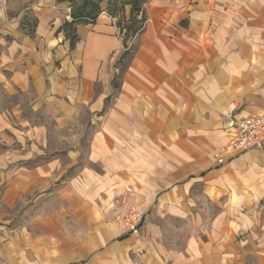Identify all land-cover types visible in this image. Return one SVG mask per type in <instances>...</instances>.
<instances>
[{"label":"crops","instance_id":"obj_1","mask_svg":"<svg viewBox=\"0 0 264 264\" xmlns=\"http://www.w3.org/2000/svg\"><path fill=\"white\" fill-rule=\"evenodd\" d=\"M6 1L35 27L0 21V83L71 82L92 131L64 163L0 110V223L31 210L0 230V264H264V147L216 162L227 117L264 110V0H148L133 38L101 13L72 49L68 0ZM130 208L138 234L114 224Z\"/></svg>","mask_w":264,"mask_h":264},{"label":"rangeland","instance_id":"obj_2","mask_svg":"<svg viewBox=\"0 0 264 264\" xmlns=\"http://www.w3.org/2000/svg\"><path fill=\"white\" fill-rule=\"evenodd\" d=\"M21 11H11L7 1L0 0V21L20 25ZM65 13L69 14L68 7L65 8ZM8 41L9 37L0 31V52ZM132 51L133 46L129 48V54ZM58 65L56 63L54 67ZM120 70L121 66L117 71ZM47 74V78L41 80L40 84H34L30 79L26 90H20L17 86L5 89L0 83V110L10 111L17 108L24 121L34 126H43L48 139L49 158L56 156L67 163V154L78 145V139L81 140L80 150L85 147V140L92 131L91 114L86 106L74 101L71 95L74 87L71 82L54 78L52 73ZM28 212H31L30 208H16L15 219L11 223H0V230L8 232L10 229H19Z\"/></svg>","mask_w":264,"mask_h":264},{"label":"trees","instance_id":"obj_3","mask_svg":"<svg viewBox=\"0 0 264 264\" xmlns=\"http://www.w3.org/2000/svg\"><path fill=\"white\" fill-rule=\"evenodd\" d=\"M69 19L64 20L57 32H62L72 49L78 40L76 26L78 24H94L101 13L114 19L123 42L138 34L147 22L144 6L148 0H68ZM20 26L27 34H32L35 19L28 15L20 18Z\"/></svg>","mask_w":264,"mask_h":264},{"label":"built area","instance_id":"obj_4","mask_svg":"<svg viewBox=\"0 0 264 264\" xmlns=\"http://www.w3.org/2000/svg\"><path fill=\"white\" fill-rule=\"evenodd\" d=\"M25 10L20 12L19 19L23 16ZM68 11H70L69 8ZM225 130L228 143L224 152L216 158V162L219 164L225 161V156L232 157L250 149L264 147V110L251 116H228ZM143 220L144 214L142 211L137 208H130L124 213L117 214L114 217V224L123 233L138 234Z\"/></svg>","mask_w":264,"mask_h":264}]
</instances>
